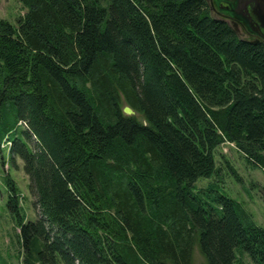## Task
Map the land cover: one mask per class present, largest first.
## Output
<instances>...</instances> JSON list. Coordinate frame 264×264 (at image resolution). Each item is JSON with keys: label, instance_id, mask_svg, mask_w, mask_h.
Wrapping results in <instances>:
<instances>
[{"label": "trees", "instance_id": "trees-1", "mask_svg": "<svg viewBox=\"0 0 264 264\" xmlns=\"http://www.w3.org/2000/svg\"><path fill=\"white\" fill-rule=\"evenodd\" d=\"M20 1L0 18V145L40 211L25 221L6 175L23 263L192 264L197 243L202 264H264V227L196 187L223 142L264 172V47L205 0Z\"/></svg>", "mask_w": 264, "mask_h": 264}, {"label": "rangeland", "instance_id": "rangeland-1", "mask_svg": "<svg viewBox=\"0 0 264 264\" xmlns=\"http://www.w3.org/2000/svg\"><path fill=\"white\" fill-rule=\"evenodd\" d=\"M24 12L25 8L20 0H0V18L17 23L18 18ZM119 100L121 108L127 105L122 93H120ZM131 115L142 120V116L135 110ZM20 130V128L17 129L18 135L31 145L34 139L30 142ZM9 143L4 141L0 145V264H24L23 248L16 235L19 229L15 226L6 206L8 199V189L4 180L6 175L10 176L17 186L25 221L40 217V211L36 204V196L29 188L30 181L24 172L23 160L19 156L11 154ZM214 157L215 173L210 177H200L196 181V187L203 188L211 185L220 192L236 199L250 214L251 218L258 225L264 227L263 170L249 163L232 142H223L217 146ZM237 258L241 264H253L244 252H237ZM204 261V256L195 243L192 250V264H202Z\"/></svg>", "mask_w": 264, "mask_h": 264}, {"label": "flooded vegetation", "instance_id": "flooded-vegetation-1", "mask_svg": "<svg viewBox=\"0 0 264 264\" xmlns=\"http://www.w3.org/2000/svg\"><path fill=\"white\" fill-rule=\"evenodd\" d=\"M212 17L226 21L238 38L264 47V0H205Z\"/></svg>", "mask_w": 264, "mask_h": 264}, {"label": "water", "instance_id": "water-1", "mask_svg": "<svg viewBox=\"0 0 264 264\" xmlns=\"http://www.w3.org/2000/svg\"><path fill=\"white\" fill-rule=\"evenodd\" d=\"M123 112H124L125 114H127V115H131V114H133L134 110H133L130 106L125 105V106L123 107Z\"/></svg>", "mask_w": 264, "mask_h": 264}, {"label": "bare ground", "instance_id": "bare-ground-1", "mask_svg": "<svg viewBox=\"0 0 264 264\" xmlns=\"http://www.w3.org/2000/svg\"><path fill=\"white\" fill-rule=\"evenodd\" d=\"M10 144V143H9Z\"/></svg>", "mask_w": 264, "mask_h": 264}]
</instances>
